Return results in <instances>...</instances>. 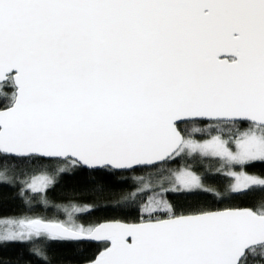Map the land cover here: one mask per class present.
I'll use <instances>...</instances> for the list:
<instances>
[{
  "label": "snow or ice",
  "instance_id": "6c2138e0",
  "mask_svg": "<svg viewBox=\"0 0 264 264\" xmlns=\"http://www.w3.org/2000/svg\"><path fill=\"white\" fill-rule=\"evenodd\" d=\"M0 186L25 264H264V0H0Z\"/></svg>",
  "mask_w": 264,
  "mask_h": 264
},
{
  "label": "trees",
  "instance_id": "16d2710c",
  "mask_svg": "<svg viewBox=\"0 0 264 264\" xmlns=\"http://www.w3.org/2000/svg\"><path fill=\"white\" fill-rule=\"evenodd\" d=\"M250 172H259L261 168L257 166L256 168H250ZM113 191H119L121 187L119 185H109L108 186ZM85 188L84 178L81 176H64L57 186V188L49 193V196L53 199L54 202H58L62 199H65L66 193L75 192L77 194L81 193ZM261 193H254V197H259ZM12 190L6 186H0V214L3 215H16L26 211V209L20 204L19 200L12 199ZM83 200H90L91 196L83 195L80 197ZM251 200L245 201L247 204ZM101 204L104 203L103 200L99 201ZM204 203V206L216 209L223 208L226 206H238L241 204L238 200L226 201L224 203H220L219 201L214 202L209 199ZM37 211L43 212V209H37ZM46 214H52V212H48ZM117 215V213L109 212V211H98L94 214L95 217H105V216H113ZM127 219L131 220L134 216H128ZM96 251L95 245H84L82 246V252L75 251L71 246H62V245H52L48 249V255L51 260V264H80V262L85 258L91 256ZM27 246L21 245H13L4 249H0V256L5 259H11L13 261H17L21 256L24 257L23 260H20V264H25V261L28 259L27 257ZM33 264H36L35 258H32Z\"/></svg>",
  "mask_w": 264,
  "mask_h": 264
}]
</instances>
